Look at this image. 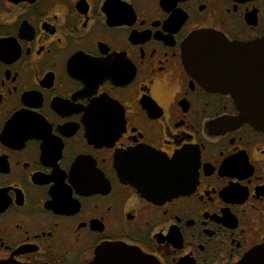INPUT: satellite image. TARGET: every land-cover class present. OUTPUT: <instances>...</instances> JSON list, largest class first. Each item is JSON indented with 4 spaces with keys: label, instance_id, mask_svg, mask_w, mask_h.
I'll list each match as a JSON object with an SVG mask.
<instances>
[{
    "label": "flooded vegetation",
    "instance_id": "obj_1",
    "mask_svg": "<svg viewBox=\"0 0 264 264\" xmlns=\"http://www.w3.org/2000/svg\"><path fill=\"white\" fill-rule=\"evenodd\" d=\"M264 0H0V264H264V131L192 74Z\"/></svg>",
    "mask_w": 264,
    "mask_h": 264
},
{
    "label": "water",
    "instance_id": "obj_2",
    "mask_svg": "<svg viewBox=\"0 0 264 264\" xmlns=\"http://www.w3.org/2000/svg\"><path fill=\"white\" fill-rule=\"evenodd\" d=\"M185 57L192 74L206 88L229 94L240 119L264 131V40L238 44L198 33L187 44ZM97 257L94 264H152L142 253L115 244L103 246ZM252 262L250 257L242 264Z\"/></svg>",
    "mask_w": 264,
    "mask_h": 264
}]
</instances>
